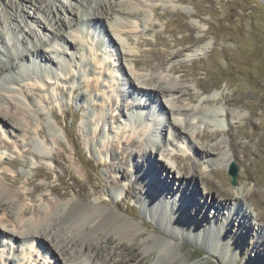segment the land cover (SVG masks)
Returning a JSON list of instances; mask_svg holds the SVG:
<instances>
[{
  "label": "rangeland",
  "instance_id": "374dc122",
  "mask_svg": "<svg viewBox=\"0 0 264 264\" xmlns=\"http://www.w3.org/2000/svg\"><path fill=\"white\" fill-rule=\"evenodd\" d=\"M140 3L148 6L147 20L142 23L137 19L133 27L127 28L129 31L125 29L127 34L122 32L120 37L127 48L124 49L115 34L113 40L105 36L106 29L110 30L109 20L89 24L90 14L86 10L92 13L96 2L0 0V17L7 28L15 27L16 23L21 25L16 28L11 41L26 36V33L29 44L32 39L37 41L42 37L48 54L62 61V65V59L67 57L56 58L52 52L55 47L74 56L66 59L67 64L71 63L68 73L52 68L55 76L48 83L41 82L43 90L30 88L26 93L17 91L13 95L14 102L25 101L28 106L25 95L36 97L38 104L28 109H32L33 118L44 132L32 134L31 129L32 137L25 141L15 132L13 136L1 133L0 162L4 163H0V178L18 193L17 197L35 203L31 212L23 216L24 221L34 219L42 207L55 199L60 198L63 202L77 198L76 192L81 189L87 195L85 201L103 202L127 217L132 223V234L121 241L135 244L138 247L135 251L140 256L128 260L129 256L124 255V261L118 264L140 263L141 258H145L143 264H264V0H131L128 4L140 10ZM47 4L62 9L59 16L66 22H69V15L64 8L78 10L77 21L82 20L85 30L87 27L93 30L85 37L87 51L73 53L58 41L46 37L52 31L50 16L44 9ZM0 28V32L6 31ZM20 28L25 30L23 34L18 32ZM35 33H39V38ZM102 40L110 42L109 46L103 48L98 43ZM99 46V53L103 52L110 70L108 76L99 78L97 87H90L87 78L91 77L94 68V54L88 53V49L98 50ZM180 65L185 66V76L170 70L172 66ZM122 67L132 70L138 93H132L134 87ZM151 78L171 82L182 91L156 101L149 95L140 99V82ZM187 95L196 98L190 100ZM140 100L152 102L148 109L145 108L149 113L155 106L159 109L156 108L154 115L139 117L141 125H130L128 117L119 112L123 107L130 110L132 104ZM206 109L217 111L224 129H217L208 117L193 122L196 112ZM38 111L43 112L42 118L37 116ZM174 111H183L176 117L183 121L191 119L193 126L187 127L183 122L182 132L168 128L157 136L162 151H153L151 161L159 158L163 163L164 157L169 166L175 165L173 173L161 172L162 178L168 179L165 194L148 199L140 188L155 171L152 162H144L138 167L135 153L143 150V134L168 124V116ZM50 122L55 123V132L50 129ZM101 127L103 131L99 133ZM205 132L211 137L200 136ZM131 138L136 139L137 145L126 142ZM32 140L45 146L50 155L62 156L57 161L44 158L30 144ZM4 141L9 145L4 146ZM146 141L149 144L148 139ZM194 145L217 147L219 151L217 155L201 159L195 155ZM148 149L153 150L151 144ZM173 156L180 157L179 163ZM232 156L233 160L227 164ZM12 161L16 162L15 166L11 165ZM233 161L239 169L236 185L232 184L228 171ZM178 164L187 171H180ZM123 171L129 176L122 177ZM223 183L232 192L228 200L218 193L217 187ZM94 184L99 187L94 189ZM35 185H40V189L30 195ZM193 186L198 189L196 197L190 194ZM55 187L59 192L67 191L68 196L62 199L52 191ZM122 195L121 210L116 208L115 202ZM212 195L230 206L235 205L234 213L240 216L237 221H229L225 216L230 206L222 208L219 215L216 207L206 205L207 196L211 198ZM185 206L193 207L194 213L188 214V209L185 215L174 216ZM238 209L247 211L248 216L243 220H248L251 227L240 224L242 214H237ZM65 226L60 224L56 228L67 234ZM113 235V232L109 233L112 240L102 243L103 250L99 248L104 256L99 264H113V253L119 242L117 239L113 243ZM24 247L27 246L0 235V264H4L5 256L13 257L18 263ZM162 248L166 250L161 251ZM49 253L44 249L37 253L34 249L31 263L62 264L55 262Z\"/></svg>",
  "mask_w": 264,
  "mask_h": 264
},
{
  "label": "bare ground",
  "instance_id": "6f19581e",
  "mask_svg": "<svg viewBox=\"0 0 264 264\" xmlns=\"http://www.w3.org/2000/svg\"><path fill=\"white\" fill-rule=\"evenodd\" d=\"M85 1L86 0H84V2ZM90 1L96 2V8L92 13H89L86 10L87 14H90L89 19L92 20H90L89 24H91L93 21L100 23V21L105 22L106 20H109L110 30L109 28L108 30L106 29L104 33L105 36H108L113 40V34H115L121 46H123L124 49H127L124 46L125 42L123 43V39H121L120 35L122 34V32L127 34L129 31L127 28L133 27V24L136 23L137 19L142 23L147 20L148 6L140 3L141 9L138 10L128 4L131 0ZM44 9L46 10L48 17L50 16L48 20L50 26L52 27V31H50L48 35H46L47 33H45L46 37L49 40L51 39L54 42L55 40L58 41V43L63 44L64 46H66L67 50L73 53L83 54L85 50L87 51V48L84 44L85 37H87L88 34H91L93 30L91 29V27H87L85 30V27L81 25L82 20L77 21L78 10H74L70 7H65L64 11H66V13H68L69 15V22H66L63 18H61V16H59L62 11V9H59V7L53 5L48 6L47 4V6H44ZM45 20L47 19L45 18ZM123 20H125L126 23H124ZM20 26L21 25L19 23H16L15 27L7 28L4 19H1L0 17V27H2V30H6L5 32H0V135L1 133L5 132L6 134L11 136L13 132H15L18 135H22V138L25 141L29 139L28 137H32V134L34 133L44 132L32 116V107L37 105L38 102H36V97H34L33 95H25L29 106H32V109L30 110L28 109L29 106L25 104L27 102H14V99L16 98L12 100L13 95L17 94V91L26 93V91L30 90V88L38 91L43 90L41 82L48 83L49 79L52 77L54 78L55 76L53 74L52 68L57 67L56 69H60L61 71L68 73L71 68V63L68 62L67 64L66 59L68 58V60H70L74 56H70L68 51L66 52L64 49L55 47L52 52L57 56L56 58L62 59V57L64 56L67 57L65 59H62L64 60V64L62 65V63L60 64L58 59L56 60L54 57L49 55L50 53L48 54L47 47L46 45H44L45 43L42 42V37H40V40L38 39L37 41L32 39V43L29 44L27 42L28 38L26 37L29 35H27L26 33V36H19L17 40L13 39V41H11L10 39L13 37V33L16 31V28H19ZM119 26H121L122 28L119 29ZM125 29H127L128 31H125ZM23 31L25 32L23 28L18 29V32H20L21 34H23ZM38 34L35 33L36 37L39 38ZM98 43H100V45L105 48L110 42L102 40ZM99 50H101L100 46L98 50H94L90 47L88 49V53L94 54V68L91 69V77L87 78V85L90 87H97L99 78L101 76H108L107 74L110 70V68L106 66L107 62H105V59L103 58V52L100 51L102 54L101 55L99 53ZM31 66L36 67L32 69ZM95 68L97 69L94 70ZM123 69L124 72L129 76L128 81L130 85L134 87L132 93L135 94L138 88L135 87V84L133 82L132 70L130 68L125 69L122 67V70ZM170 70L173 72H180L183 76H185L187 72L185 66L183 65L172 66ZM32 72L34 75L32 74ZM110 74L112 75V72H110ZM91 79L93 80V82H90ZM140 85L141 86L139 89V93H141V97L149 95L152 96L155 101L159 99L161 100L162 96L166 97L169 95L178 94L182 91V88L180 86H177L171 82L165 83V81L157 78H151L148 81L144 79L140 82ZM123 95H125V93ZM187 98L190 100H194L196 97L187 95ZM231 100L239 101L238 99ZM167 102L170 106L172 105L170 100L168 101L167 99ZM151 104L152 102L146 103L140 100V102L133 103L132 105L133 108L143 110L145 108H149ZM207 109L200 113L196 112L197 114L194 115L193 122L196 119L197 121H200L203 119V117H205L206 119L208 117V119L217 126V129H224V125L217 111H211L212 108L209 110ZM128 113L129 109H126L125 107H123L119 112V114L126 117L128 116ZM167 113L169 115L170 111L168 110ZM182 113L184 112H172V114L168 116V121L166 120L168 124L162 125L158 130L152 129V131H155L154 134H151L150 130L144 133L145 138L143 141L145 143L144 146H142L143 150L141 149L142 151L135 153L136 165L138 167L139 165H143L144 162H152L151 156L153 154V151L156 153L162 151L161 146L157 142V136L163 134V131L165 132V130L167 131L168 128H173L176 129V131L182 132V127H184L183 122L187 123V127L188 125L189 127L193 126L191 119H189L188 121H183L176 117V114ZM225 115H227V112H225ZM37 116L39 118H42L43 112L38 111ZM159 124H161V122H159ZM132 125L139 126L141 125V123L135 122ZM49 127L55 132L54 122H50ZM101 128L99 129V133L103 131V128ZM31 129L33 133L29 134ZM148 134H150V136H148ZM200 136L209 137L210 134L205 132ZM147 139L149 141V144H151V146L153 147L152 151L151 149H148L149 144L146 141ZM126 142H128L130 145H137L136 139L133 138L127 139ZM30 144L35 147L36 150H38L44 156V158H52L57 161L59 160L60 156H62L61 154L50 155L46 147L38 141H33ZM7 145H9V143L7 141H4V146ZM20 150L23 152H28V150H25V148H20ZM147 151H149V154L147 153ZM218 151L219 148L217 147L210 148L207 146L194 145V153L201 159L210 158L213 155H217ZM74 153L77 154L76 149H74ZM173 158H175L178 161L177 163H179V156H173ZM163 159V163L159 158L151 163L155 173L152 174V177L148 180L147 184H144L140 188V191L145 194L148 199H153L158 195L163 196L167 191L168 179L162 178L161 172L167 171L169 173H173L172 168L175 164L172 163L173 166H169V163H166L164 157ZM232 160L233 156L229 157V159L227 160V164H229ZM101 161L103 163H106L105 159L103 161V159L101 158ZM0 163L3 164L4 162L1 161ZM11 165L15 166L16 162L12 161ZM177 167L184 173L185 171L183 170L187 171V169L185 167H182V165L179 166L178 164ZM118 172H121V170L118 169ZM162 175H164V173ZM127 176L129 175L123 171L122 177ZM60 177L62 179L64 178L63 175H61ZM174 177L177 178L178 175H174ZM4 178L6 179L8 177ZM88 178H90L89 174ZM17 179L19 180L20 178L18 177ZM178 180H180V177L178 178ZM184 182L186 183V180H184ZM92 186L94 187V189L99 187L98 184H94ZM217 188L219 195H221V197L225 200H228L229 197H231L232 192L229 190L226 183L221 184ZM34 189L35 190L29 192L30 195H34V193L40 189V185H35ZM52 191L60 195L62 199L63 197L68 196L67 191L59 192L56 187L52 188ZM197 192V186H193L192 192L190 194L195 195V193ZM16 194L18 193L10 185L5 183L2 178H0V235L8 238V240L19 241L21 242V245L27 246L23 248V251H21L23 252V256L17 259L18 263H15L16 259H14L13 257L11 258L10 256H5L3 257L4 264H32L31 259L34 256V249L37 250V253L43 249L50 251L49 254L51 258L55 262L62 264H68L69 262H71L70 264H99L98 261L104 258L103 253L99 250V248L103 250L104 247L102 243H109L112 240V238L109 237V233L111 232L115 234V236L113 235V243H115L117 239L119 240V242L116 243V250L113 253V264L122 263L124 261V255L129 256L130 259L128 260H136L140 256L139 253L135 251V249L138 248L135 244L129 245L124 241H121L122 239H124V237H129L132 234V223L128 220V218L120 215L118 211L115 212L114 210L110 209L103 202H101L100 204L85 201L87 195L83 192V189H81L80 192H76V195L78 196L77 198H70L67 200H63V202H61L60 198L51 201V204H47L40 209L39 215L35 216L34 219H28V221H24L23 216L31 212L30 210L35 203H27L23 199L19 198V196L17 197ZM124 195H127V192H124ZM143 202H145V200ZM205 203L207 206H211L212 204L213 207H216V211H219V215H221L222 208H228L227 206H230L226 201L218 200L213 195L211 198L207 196ZM115 204L116 208L121 209V206L123 204V195L116 199ZM234 207L235 205L232 204V206L228 208L229 213L225 214L227 220L229 221H237L238 217H240L235 215ZM186 210H188V214L194 211L193 207L185 206V208H183L182 210H178L174 214V216L178 215L179 217H181V215H185ZM237 214H242V217L240 218L241 225L251 227V225L248 224V220H243L245 216H248L247 211L242 212V210L239 211L238 209ZM60 224L66 225L65 227L67 229V234L66 232H63L62 230L56 228ZM81 234L83 237L81 236ZM78 235H80V238L76 237ZM156 247L159 246L156 244ZM97 250H99L100 252ZM165 250L166 248L161 249V251ZM140 261V263L136 262L135 264H143L144 262L142 261H145V258H141Z\"/></svg>",
  "mask_w": 264,
  "mask_h": 264
},
{
  "label": "water",
  "instance_id": "95a60500",
  "mask_svg": "<svg viewBox=\"0 0 264 264\" xmlns=\"http://www.w3.org/2000/svg\"><path fill=\"white\" fill-rule=\"evenodd\" d=\"M228 171L229 174L232 176V184L236 185L239 169L234 161L231 163L230 167L228 168Z\"/></svg>",
  "mask_w": 264,
  "mask_h": 264
}]
</instances>
